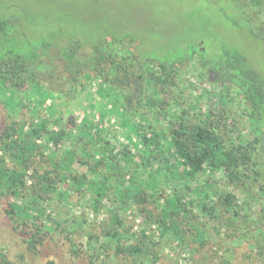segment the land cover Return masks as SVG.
<instances>
[{
	"label": "trees",
	"instance_id": "16d2710c",
	"mask_svg": "<svg viewBox=\"0 0 264 264\" xmlns=\"http://www.w3.org/2000/svg\"><path fill=\"white\" fill-rule=\"evenodd\" d=\"M231 1L244 13L238 0ZM230 19L241 27L238 17ZM133 41L129 34L68 39L59 50L66 62L59 83L47 63L55 46L52 37L30 38L8 18L0 19V100L7 115L0 131V225L9 232V237H0V264L10 263L3 252L9 240L22 241L26 251L36 255L41 244L57 235L81 256L84 251L74 248L70 225L54 221L52 215L56 198L71 204L74 195L89 201L93 211L110 213L111 226L102 234L108 244L92 233L86 236L90 264H110L108 251L120 264H134L141 257L155 262L158 241L142 232L131 234L136 242L125 243L120 232L117 199L125 205L148 200L144 189L132 187V179L142 171L153 175L157 222L164 230L177 228L174 206L182 207L186 198L211 210L204 190L208 185L199 183L202 176L220 171L234 176L263 145L264 75L244 51L224 49L212 61L199 40L178 57L148 56L136 51ZM87 46L91 51L83 53ZM198 65L218 76L220 98L238 89L254 136L245 148L241 142L229 146L209 112L192 114L194 102L186 97L185 85L196 90ZM88 86L101 104L79 118L75 102ZM194 90L193 96H199ZM120 126L130 129L125 144L117 140ZM218 199L233 207L236 195L221 193Z\"/></svg>",
	"mask_w": 264,
	"mask_h": 264
},
{
	"label": "rangeland",
	"instance_id": "374dc122",
	"mask_svg": "<svg viewBox=\"0 0 264 264\" xmlns=\"http://www.w3.org/2000/svg\"><path fill=\"white\" fill-rule=\"evenodd\" d=\"M254 1L238 0L244 12L240 14L231 0H0V19L8 18L18 31L30 38L52 37L55 46L50 49L47 63L51 71H56L54 79L59 83L63 81L61 75H66V62L59 50L68 39L73 42L80 37L110 38L113 34L135 37L131 46L148 56L178 57L199 40L212 61L220 58L224 49H240L264 75V0L260 5ZM230 17H238L241 27H236ZM82 51L88 53L91 49L87 46ZM196 68L193 79L196 90L185 85L186 97L194 102L192 114L209 112L210 121L219 124L227 144L241 142L245 148L254 136L248 128L247 107L238 89L232 88L229 97L220 98L222 87L218 76L213 72L204 73L200 65ZM193 90L199 96H193ZM93 93V87L88 86L80 94L74 115L82 118L84 111H96L92 105L98 107L101 100ZM25 111L29 117L27 107ZM6 116L0 100V131L7 122ZM261 125L264 131V120ZM129 130L117 128L119 143L127 142ZM251 156L250 162L234 176L224 171L202 176L199 183L208 185L204 190L210 195L207 203L212 206L211 210L186 198L182 207L174 206L179 222L177 228L169 230L157 222L159 209L154 201L157 193L153 175L142 171L132 179V187L144 189L148 200H129L125 205L118 198L115 202L120 204L123 240L136 242L131 234L140 236L144 232L147 239L159 243L155 262L141 257L138 261L134 259V264H264V142ZM136 159L140 161L139 157ZM221 193L236 195L233 207L221 204L218 199ZM69 201L71 204L58 203V198L53 201V220L70 225L74 248L83 249L84 253L75 256L71 244L58 235L41 244L36 255L28 253L22 241L9 240L3 251L8 254L9 264H90L85 254L89 248L86 236L92 233L108 244L109 238L102 234L111 226L110 213L93 211L91 203L80 200L77 195ZM83 218L87 219L86 223ZM7 236L9 232L0 225V237ZM105 254H112L108 258L105 255L107 263L120 264L113 251Z\"/></svg>",
	"mask_w": 264,
	"mask_h": 264
}]
</instances>
